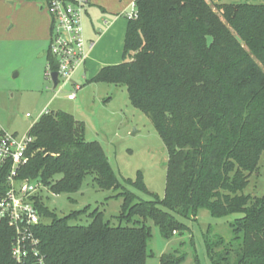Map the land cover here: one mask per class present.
I'll use <instances>...</instances> for the list:
<instances>
[{
    "label": "trees",
    "instance_id": "16d2710c",
    "mask_svg": "<svg viewBox=\"0 0 264 264\" xmlns=\"http://www.w3.org/2000/svg\"><path fill=\"white\" fill-rule=\"evenodd\" d=\"M135 3L124 60L103 66L91 81L126 86L132 105L150 117L168 151L165 196L140 199L121 183L102 144L86 138L84 121L50 110L28 131L34 140L21 177L72 193L94 173L98 187L122 189L123 204L113 224L98 209L60 217L38 201L50 220L35 229L41 254L47 264H146L152 234L144 221L169 237L186 228L175 214L196 218L206 208L215 216L242 214L231 222L235 244L206 239L213 264H264V195L243 192L264 153V3ZM4 179L1 172L0 185ZM136 185L148 191L141 172ZM83 214L88 224H72ZM12 237L0 228V264H14ZM161 264H187L186 255L164 254ZM190 264L201 263L195 257Z\"/></svg>",
    "mask_w": 264,
    "mask_h": 264
},
{
    "label": "rangeland",
    "instance_id": "374dc122",
    "mask_svg": "<svg viewBox=\"0 0 264 264\" xmlns=\"http://www.w3.org/2000/svg\"><path fill=\"white\" fill-rule=\"evenodd\" d=\"M15 1V0H9ZM19 0L9 5L7 20L0 28V133L2 131L25 135L46 108L64 110L76 119L84 121L86 138L98 140L104 147L110 163L121 183L134 191L140 199H152L153 194L161 198L166 193L168 151L150 117L132 105L126 86L114 83L92 82L91 79L105 65L119 64L124 60V38L127 30V15L115 18L98 11L87 14L85 6L83 27L88 40H96L90 52L86 68L75 74L82 86L74 100L67 99V91L56 94L52 81L47 78L48 34L31 31L32 20L23 19L20 9L14 8ZM215 3L251 2L264 0H210ZM7 5V4H5ZM31 6L27 7L28 11ZM25 12V9H24ZM50 17L48 10L45 11ZM23 24V25H22ZM83 73L86 77L83 78ZM31 116H27V114ZM258 170L249 176V184L243 190L255 197L264 195V153ZM148 191L136 185L139 173ZM95 174L89 173L79 190L72 193L43 191L45 206L63 217L86 207L98 209L104 218L117 224L115 216L122 210L123 198L117 196L122 189H102L95 182ZM132 179V183L126 182ZM186 228L166 237L152 219L144 221L151 229L148 242L150 256L146 264H161V257L171 252L186 255V263L213 264L208 254V236L223 237L227 243L235 244L231 222L241 217L240 213L215 216L201 208L196 218H185L175 214ZM44 222L50 221L43 218ZM91 218L83 214L72 224H88Z\"/></svg>",
    "mask_w": 264,
    "mask_h": 264
},
{
    "label": "built area",
    "instance_id": "2783aa9c",
    "mask_svg": "<svg viewBox=\"0 0 264 264\" xmlns=\"http://www.w3.org/2000/svg\"><path fill=\"white\" fill-rule=\"evenodd\" d=\"M44 5L51 15L49 54L54 59V63L48 62L46 75L52 81L51 74L57 71L56 94L65 90L67 99L74 100L82 87L74 76L86 68L95 46L94 40L86 38L83 27L87 0H50ZM137 16L138 10L133 2L127 18ZM54 64L55 70L52 69ZM82 77L85 78L86 74L83 73ZM67 83L72 87L70 91L65 89ZM49 111L46 108L40 116ZM33 140L29 132L22 136L6 131L0 133V173L5 172L0 185V228L4 226L13 232L10 252L14 264H47L35 229L43 222L38 201L44 203L43 191L48 187L39 179L20 175L21 168L29 161L27 150Z\"/></svg>",
    "mask_w": 264,
    "mask_h": 264
},
{
    "label": "crops",
    "instance_id": "0c3cea01",
    "mask_svg": "<svg viewBox=\"0 0 264 264\" xmlns=\"http://www.w3.org/2000/svg\"><path fill=\"white\" fill-rule=\"evenodd\" d=\"M16 1V0H15ZM15 1L9 0H0V19L7 20L9 15V5L15 3ZM136 0H87L86 9L87 14H99L98 11H102L103 13L115 18V20L120 17V15H127L130 10L132 3ZM18 3L14 6V8L20 9L24 6V9H20L21 15L28 20H32L30 23L31 31H35L38 34H48L51 32V17L45 12L47 8L44 5V1L42 0H19ZM7 4V5H5ZM31 6V10L28 11L27 7ZM128 23V18H127ZM5 22H0V28L3 27ZM23 25V24H22ZM50 40V36H49ZM96 42V40H94ZM49 54V49L47 56ZM110 65V64H108ZM106 66V65H105ZM103 67V66H102Z\"/></svg>",
    "mask_w": 264,
    "mask_h": 264
},
{
    "label": "water",
    "instance_id": "95a60500",
    "mask_svg": "<svg viewBox=\"0 0 264 264\" xmlns=\"http://www.w3.org/2000/svg\"><path fill=\"white\" fill-rule=\"evenodd\" d=\"M51 77H52V82H53V86L54 88L57 87L58 85V81H59V74L57 71H53L52 74H51ZM65 89L70 91L72 89L71 85L69 83H67L65 85Z\"/></svg>",
    "mask_w": 264,
    "mask_h": 264
}]
</instances>
